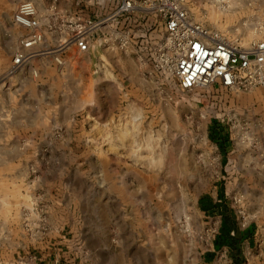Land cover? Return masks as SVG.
Segmentation results:
<instances>
[{"label":"rangeland","instance_id":"1","mask_svg":"<svg viewBox=\"0 0 264 264\" xmlns=\"http://www.w3.org/2000/svg\"><path fill=\"white\" fill-rule=\"evenodd\" d=\"M24 1L37 6L48 42L14 69L29 33L14 19ZM179 2L231 39L264 40V0H236L233 7ZM120 6L119 0H0V136L20 141L19 175L0 177V264L44 255L64 225L68 239L76 231L82 264H91L77 236L86 234L83 223L91 225L89 234L98 225L107 240V256L98 250L93 264H264L263 88L211 84L185 92L174 79L154 78L140 59L121 57L143 29L154 28L153 16L139 10L103 25L122 27L118 36L127 41L106 44L116 57L101 53L104 80L81 93L61 78L62 33L70 37L78 17L100 20ZM117 74L130 77L131 95L110 82ZM16 79H24L20 93Z\"/></svg>","mask_w":264,"mask_h":264},{"label":"built area","instance_id":"2","mask_svg":"<svg viewBox=\"0 0 264 264\" xmlns=\"http://www.w3.org/2000/svg\"><path fill=\"white\" fill-rule=\"evenodd\" d=\"M121 6L100 20L78 17L68 37L61 39L59 52L63 53L73 41L82 51L91 45V36L104 24L120 21L134 10L152 15L154 28H145L138 34L146 59L166 79L175 80L185 92L211 84L243 91L256 87L264 89V40L242 42L231 39L218 30L196 20L179 0H119ZM15 21L29 30L22 37L13 68L23 67L39 51L31 52L46 41L42 20L33 1L19 5ZM160 23V25H159ZM126 44V43H125ZM48 53H51L48 52ZM57 55V62L64 64Z\"/></svg>","mask_w":264,"mask_h":264},{"label":"crops","instance_id":"3","mask_svg":"<svg viewBox=\"0 0 264 264\" xmlns=\"http://www.w3.org/2000/svg\"><path fill=\"white\" fill-rule=\"evenodd\" d=\"M153 21H154V17H150L149 22H153ZM122 29H123L122 27H117V28L114 27V29L107 30L102 27L94 35L91 36L90 38L91 45L88 51H81L79 47L76 45V43L71 42L67 46V49L65 52V58H66V65L64 69L65 73L61 75V78L64 77L65 78L64 81L67 83L68 82L77 83V85L74 87H76L75 89L77 90V92L80 91L81 93L84 92V88L87 83L91 81L98 82V81L104 80V77H102V75L99 73L101 70L98 65L99 57L101 56V53L103 51L106 52L108 56L111 57V59H114L116 57V56L112 57L113 54L112 55L110 54L111 51L109 52L106 51L105 47H106V44L111 40H114L117 43L118 42L119 43L122 42L124 44L127 43V41H125L126 39L120 38L118 36L122 34V32L120 31ZM125 37L127 36L125 35ZM129 40H131V38H129ZM46 42H48V40H46ZM134 42H135V45L133 44L134 48L131 49L130 51L131 53H129V51L126 49L122 53L123 56L121 57H133V59L135 58L140 59L139 62L141 65H143L142 68L145 71L149 70L152 74H154V78L156 77V75L163 78V76L160 75L162 73L157 71L154 68V66L147 61L146 53L141 50V47L139 45V38L138 40L135 39ZM95 54L97 56L96 60L94 58ZM46 64L47 63H45V65ZM47 66H48L47 70H49V67H50L49 64H47ZM22 70H25V69H22ZM141 73L143 72L140 69V74ZM144 74L142 78L146 80L147 82H149L148 77ZM108 78L110 82H114V83L117 82L123 88V90L121 91V94L123 93L124 95H127V94L131 95L132 90H127L128 92H126V89H125L127 81L130 80L129 76H126L124 74H117V75H114V77L111 76ZM23 80L18 79L16 81L17 83L15 84V85H18L19 87L18 88L19 93L22 92V90L24 89ZM165 80L167 79L165 78ZM81 83L83 84V86L78 85ZM171 93L173 95V91ZM19 145H20V141L16 137L0 136V177L5 176L4 172H7L6 176L7 177L11 176V178L14 175L16 176L19 175V170H20L19 169L20 167L19 165V162H20ZM241 167L242 168L240 169L241 170L240 174L241 176H244L247 170H244V166L241 165ZM13 171H16V173H13ZM83 226L87 227L86 229H84L86 234L84 235L83 233H81V235H77V236L79 238L81 236L80 243L83 244L82 246L87 247L88 251L91 252L92 262L91 261L90 262L91 264H93V259L98 257L99 251L101 252L100 256H104V257L107 256V253H108L107 240L103 238V236L100 234L102 229L97 228L98 225H96L95 230L91 229V234H89V227L91 225H88V224L86 225L83 223ZM67 229H68V225H64V228H62L59 233L51 237V240L49 242L45 243L44 248H48L47 252L44 253V255L40 257H38L37 255L28 256L31 261L26 264H77V263L82 264L84 262L85 255L83 254L82 248H80L79 246L78 248L75 247L74 237L76 236V231H75V234L72 235L73 240H71L67 238L68 237ZM97 243L100 244V248L97 247ZM101 262L105 263V259H103V261Z\"/></svg>","mask_w":264,"mask_h":264},{"label":"bare ground","instance_id":"4","mask_svg":"<svg viewBox=\"0 0 264 264\" xmlns=\"http://www.w3.org/2000/svg\"><path fill=\"white\" fill-rule=\"evenodd\" d=\"M219 1L221 2V4L223 1H226L227 2L226 5L229 7H233L234 5L237 4V2H232V1H236V0H232V1H230V0L229 1L228 0H219Z\"/></svg>","mask_w":264,"mask_h":264}]
</instances>
